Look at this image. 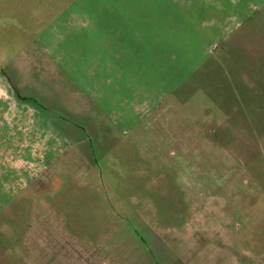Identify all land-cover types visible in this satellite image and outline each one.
<instances>
[{
  "label": "crops",
  "instance_id": "crops-1",
  "mask_svg": "<svg viewBox=\"0 0 264 264\" xmlns=\"http://www.w3.org/2000/svg\"><path fill=\"white\" fill-rule=\"evenodd\" d=\"M9 1L0 11V216L11 207L22 219L13 242L28 264H92L67 220L84 189L64 185L98 178L95 157L105 162L102 148L123 141L185 145L161 138L150 116L202 66L242 50L244 36L261 50L264 0Z\"/></svg>",
  "mask_w": 264,
  "mask_h": 264
},
{
  "label": "rangeland",
  "instance_id": "rangeland-1",
  "mask_svg": "<svg viewBox=\"0 0 264 264\" xmlns=\"http://www.w3.org/2000/svg\"><path fill=\"white\" fill-rule=\"evenodd\" d=\"M0 1V11L11 5ZM244 37L242 50L230 51L222 66H202L150 116L161 138L185 145L123 141L102 148L106 163L95 157L98 178L64 185L84 189L67 220L85 253L95 252L94 264H264V34L260 51ZM11 209L0 216V264H28L15 251L23 227Z\"/></svg>",
  "mask_w": 264,
  "mask_h": 264
}]
</instances>
